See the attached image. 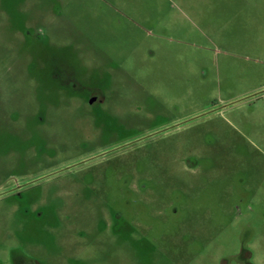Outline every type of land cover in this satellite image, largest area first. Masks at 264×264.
Wrapping results in <instances>:
<instances>
[{"label":"rangeland","instance_id":"374dc122","mask_svg":"<svg viewBox=\"0 0 264 264\" xmlns=\"http://www.w3.org/2000/svg\"><path fill=\"white\" fill-rule=\"evenodd\" d=\"M35 179L0 264H264V0H0V193Z\"/></svg>","mask_w":264,"mask_h":264},{"label":"flooded vegetation","instance_id":"af4514ba","mask_svg":"<svg viewBox=\"0 0 264 264\" xmlns=\"http://www.w3.org/2000/svg\"><path fill=\"white\" fill-rule=\"evenodd\" d=\"M58 72H53V78H57L60 85L63 89H71V90H83L86 95L87 99L89 100L90 106L96 107L98 104L102 102V98L98 96V92L96 88H86L79 86L77 83L70 81V80H59L60 76H58ZM69 75V74H68ZM37 179H35L32 182H24L21 184H15L11 186L9 189H7L4 192L0 193V198H20L22 195V190L25 189L26 187H29L30 185L37 183ZM12 264H39L36 260L30 258V257H25L19 254H16L12 257Z\"/></svg>","mask_w":264,"mask_h":264}]
</instances>
